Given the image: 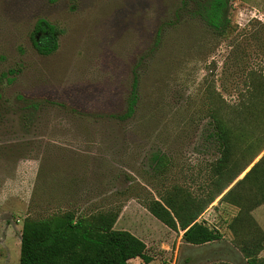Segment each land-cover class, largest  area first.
Returning <instances> with one entry per match:
<instances>
[{"label": "rangeland", "instance_id": "374dc122", "mask_svg": "<svg viewBox=\"0 0 264 264\" xmlns=\"http://www.w3.org/2000/svg\"><path fill=\"white\" fill-rule=\"evenodd\" d=\"M181 4L0 0V264H19L25 220L67 211H118L114 229L145 243L148 264L241 254L248 234L234 238L228 229L239 214L234 203L251 215L264 204L248 180L234 197L222 196L264 152L201 216L220 241L187 246L147 204L176 191L198 202L214 188L221 148L209 112L228 117L250 80L264 79V0H229L223 36L192 11L178 13ZM39 19L60 31L48 56L32 45ZM135 77L137 104L123 117ZM248 142L234 146L232 160L240 161ZM254 217L255 240L264 234V213Z\"/></svg>", "mask_w": 264, "mask_h": 264}, {"label": "trees", "instance_id": "16d2710c", "mask_svg": "<svg viewBox=\"0 0 264 264\" xmlns=\"http://www.w3.org/2000/svg\"><path fill=\"white\" fill-rule=\"evenodd\" d=\"M192 2L195 5L192 6ZM228 7L229 0H182L178 13L192 11L214 34L223 36L230 28ZM59 35L60 31L54 25L39 19L32 32V45L40 55H51L58 48ZM247 88L240 95L238 104L229 110L228 117L217 108L209 112L214 137L221 148L217 168L219 179L213 181L211 192L194 202L175 190L147 204V210L154 218L170 230L182 232L181 239L186 244L203 246L223 238L222 233L205 224L201 216L264 152V79L252 78ZM137 100L135 77L123 117L133 114ZM244 140L249 142L244 143L242 158L236 162L232 160L234 146ZM247 180L254 187L252 194L257 195L263 205L264 154L222 196V200L234 197L237 192L233 195L232 192L240 187L239 193ZM234 205L239 214L229 224V231L234 238H239L243 232L248 234L238 243L247 264H264V256H260L264 251V234L254 240L252 237L260 230L252 221L251 211H245L239 204ZM118 215V211H109L78 216L67 211L44 219H27L21 228L19 264H129L133 259L148 264L151 258L146 255L145 243L128 231L114 229Z\"/></svg>", "mask_w": 264, "mask_h": 264}, {"label": "crops", "instance_id": "0c3cea01", "mask_svg": "<svg viewBox=\"0 0 264 264\" xmlns=\"http://www.w3.org/2000/svg\"><path fill=\"white\" fill-rule=\"evenodd\" d=\"M264 206H260L258 209H256V210H254L253 212H252V215H253V217H254V215H255V212L257 211L258 213H259V215L260 214H263L264 213ZM254 219H255V217H254ZM256 220V219H255ZM256 223H258V221H256ZM260 223H258V225H259ZM261 226V225H260ZM263 229H264V227H263ZM181 236H182V233H181ZM186 244V243H185ZM187 246H189V247H194V245H190V244H186ZM207 245V244H206ZM234 256L238 259V261L237 262H239V264H244V263H246V260L243 258V256L241 255V254H239V256H237L236 254H234ZM233 255H230V254H226L224 257H221V258H216V257H214V258H212L211 259V261L210 262H205V264H212L213 263V261L215 260V262H214V264H219V263H228V264H237V263H235L234 261H233V259H231V258H233L234 257ZM134 260V259H133Z\"/></svg>", "mask_w": 264, "mask_h": 264}]
</instances>
